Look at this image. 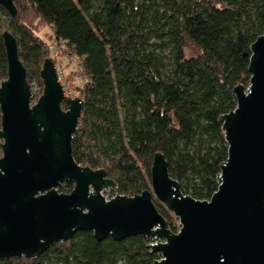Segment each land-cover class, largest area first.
Masks as SVG:
<instances>
[{"label": "trees", "instance_id": "16d2710c", "mask_svg": "<svg viewBox=\"0 0 264 264\" xmlns=\"http://www.w3.org/2000/svg\"><path fill=\"white\" fill-rule=\"evenodd\" d=\"M13 19L0 6V82L7 79L2 34L17 39L30 84L49 48L33 30L39 21L80 60L82 117L72 141L76 162L105 169L114 195L150 190L155 154L169 163L182 192L210 201L218 190L228 145L220 118L237 107L234 88L247 87L251 46L264 35V0H19ZM200 53L186 55V42ZM1 129V114H0ZM2 144L0 143V151ZM1 154V152H0ZM61 193H71L64 183ZM172 232L179 224L155 201ZM152 241L98 242L91 232L35 259L0 264H154Z\"/></svg>", "mask_w": 264, "mask_h": 264}, {"label": "water", "instance_id": "95a60500", "mask_svg": "<svg viewBox=\"0 0 264 264\" xmlns=\"http://www.w3.org/2000/svg\"><path fill=\"white\" fill-rule=\"evenodd\" d=\"M17 1L0 0L13 19ZM2 39L8 76L0 83V263L35 259L91 232L98 242L152 241L151 253L161 256L154 264H264V35L251 46L249 85L234 88L237 107L220 118L228 158L210 201L185 195L162 153L153 158L151 190L107 200L116 182L73 156L82 99L66 95L47 58L43 93L33 103L17 39L9 30ZM64 183L73 184L71 193L60 192ZM155 201L177 218V233Z\"/></svg>", "mask_w": 264, "mask_h": 264}, {"label": "rangeland", "instance_id": "374dc122", "mask_svg": "<svg viewBox=\"0 0 264 264\" xmlns=\"http://www.w3.org/2000/svg\"><path fill=\"white\" fill-rule=\"evenodd\" d=\"M32 28L35 32V35L45 42L46 46H48L50 51L49 57L52 58L56 63L59 77L62 85L64 86L66 95L72 98L80 97L79 91L85 85V82L81 76V69L79 66L80 60L70 55V52L64 43L55 40L51 27L34 20ZM185 50L188 57H194L200 53V50L190 41L186 42ZM31 88L33 94V103H36L43 93V86L34 80L31 84ZM0 152V157H2V150ZM104 194L106 196L113 195V193L109 192H105ZM172 216L178 222L177 218H175L173 214ZM53 264L63 263L54 261Z\"/></svg>", "mask_w": 264, "mask_h": 264}, {"label": "built area", "instance_id": "2783aa9c", "mask_svg": "<svg viewBox=\"0 0 264 264\" xmlns=\"http://www.w3.org/2000/svg\"><path fill=\"white\" fill-rule=\"evenodd\" d=\"M106 196V195H105ZM114 197V196H113ZM113 197H110V196H106V199L107 200H110V199H112Z\"/></svg>", "mask_w": 264, "mask_h": 264}]
</instances>
